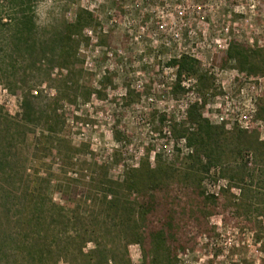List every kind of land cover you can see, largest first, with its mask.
<instances>
[{"label": "rangeland", "instance_id": "1", "mask_svg": "<svg viewBox=\"0 0 264 264\" xmlns=\"http://www.w3.org/2000/svg\"><path fill=\"white\" fill-rule=\"evenodd\" d=\"M81 9L93 15V22L73 34L77 45L68 49L65 66L42 73L34 89L41 93L39 107L56 110L62 122L59 131L25 126L21 88L11 92L7 81L0 82V160L7 161L2 167L6 173L0 170V192L2 187L11 189L10 203L16 205L26 192L40 187V179L48 181L46 197L63 206L70 219L57 218L55 224V232L74 237L67 242L69 253L64 259L55 253L50 264H96V254L91 259L84 255L95 251L92 239L101 237L100 226L89 224L97 210L91 197L86 199L93 179L106 172L109 179L121 181L126 169L145 161L154 166L158 157L165 164L184 163L190 150L172 128L185 121L190 104L200 100L204 116L226 132L240 129L234 121L240 112L254 104L256 110L264 107V71L248 75L225 63L232 42L264 48V0H39L37 23H73ZM181 55L193 57L200 67L196 76L178 83L176 68L168 64ZM200 76L205 78L201 84ZM220 117L225 120L219 122ZM4 127L13 135L10 142ZM250 127L248 131L264 142V121L257 113ZM261 158L257 165L264 172ZM245 159L254 168L253 153ZM202 187L219 198V214L204 217L197 203L187 207L180 193L188 249L179 252L176 264H264V217L236 209L239 191L214 170L204 176ZM28 200L25 215L37 199ZM101 221L97 216L96 222ZM83 228L89 234L94 231L84 235ZM100 243L108 258L124 257V241ZM144 247L128 245L129 264H142Z\"/></svg>", "mask_w": 264, "mask_h": 264}, {"label": "trees", "instance_id": "2", "mask_svg": "<svg viewBox=\"0 0 264 264\" xmlns=\"http://www.w3.org/2000/svg\"><path fill=\"white\" fill-rule=\"evenodd\" d=\"M38 1L0 0V82L7 81L11 92L17 86L21 88L23 124L33 128L40 125L42 131L52 134L56 129L60 130L62 122L55 115L56 110L49 112L39 107L41 93L38 95L34 89L42 82V73L48 75L55 67L65 66L68 49L77 45L73 34L89 26L93 15L81 9L73 23L54 19L41 27L36 15ZM225 63H233L235 69L248 75L263 72L264 48L232 42L225 53ZM168 65L176 68L178 83L182 77L196 76L200 67V63L188 55H181ZM204 79L203 76L198 78L200 84ZM179 88L178 84L175 90ZM89 96L87 93L85 98ZM204 113V105L192 103L186 109L185 121L172 128L175 138L183 139L190 150L184 163L165 164L158 157L154 166L145 161L137 168L126 169L121 181L109 179L106 172L93 179L92 190L88 191L86 199L91 197L97 210L89 224L100 226L101 237L100 241L92 239L96 243L95 251L84 255L91 259V255L96 254V264H107L109 260L114 264H129L128 245L140 244L145 246L142 264H176L179 252L188 249L183 242L188 235L182 227L185 225L184 211L178 202L180 193L183 191L186 196V206L196 202L204 217L219 214V198L206 194L202 187L204 176L212 170L217 172L219 179L228 182L229 188L239 191L233 203L236 209L247 216L254 213L256 218L264 217V172L257 165V160L264 156V142L258 140L254 131L234 129L226 132L222 126L212 125ZM257 118L264 121V107L258 108ZM41 119L43 125L39 123ZM4 136L9 142L14 139L7 127H4ZM248 152L254 156L252 169L245 159ZM3 165L7 166L6 159L0 160L1 175L6 173ZM11 169L9 166L8 177L13 172ZM9 179L13 184L11 176ZM39 181L40 187L26 192L16 205L10 203L11 189L1 188L0 264H50L54 262L55 253L63 259L69 253L67 242L74 237L70 233L55 232V224L57 218L70 219L63 213V206L58 207L46 197L49 182ZM34 197L37 200L25 215L28 199ZM97 216L103 218L101 223L96 222ZM47 218L49 224H46ZM74 220L80 223L82 219L76 217ZM107 221L110 222L108 226ZM82 231L91 236L94 230L90 234L85 228ZM116 239L125 242V255L119 259L115 255L108 258L100 242ZM81 250L79 246V253Z\"/></svg>", "mask_w": 264, "mask_h": 264}, {"label": "built area", "instance_id": "3", "mask_svg": "<svg viewBox=\"0 0 264 264\" xmlns=\"http://www.w3.org/2000/svg\"><path fill=\"white\" fill-rule=\"evenodd\" d=\"M201 104L200 100L198 101ZM240 112L239 115L234 119L238 124L239 128L242 130H249L251 125L254 123V117L257 113L255 104L252 105V108L249 111ZM225 119L223 117L219 118V122H223ZM220 124V123H219ZM259 124V123H258Z\"/></svg>", "mask_w": 264, "mask_h": 264}]
</instances>
